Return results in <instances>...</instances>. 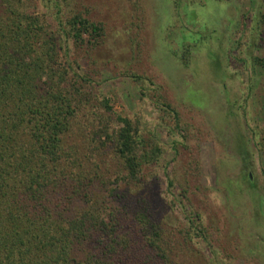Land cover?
<instances>
[{
  "label": "rangeland",
  "instance_id": "1",
  "mask_svg": "<svg viewBox=\"0 0 264 264\" xmlns=\"http://www.w3.org/2000/svg\"><path fill=\"white\" fill-rule=\"evenodd\" d=\"M21 6L53 31L62 87L85 93L92 85L89 107L102 112L101 99L108 98L112 115L134 122L145 150L161 149L136 185L119 180L125 173L107 155L101 163L87 160L105 176L93 180L100 197L109 199L103 183L118 180L127 195L119 206L128 214L142 200L151 205L179 264H264V0H22ZM75 14L102 26L95 47L68 37L65 22ZM72 135V143L81 139Z\"/></svg>",
  "mask_w": 264,
  "mask_h": 264
},
{
  "label": "trees",
  "instance_id": "2",
  "mask_svg": "<svg viewBox=\"0 0 264 264\" xmlns=\"http://www.w3.org/2000/svg\"><path fill=\"white\" fill-rule=\"evenodd\" d=\"M21 1L0 0V264H179L151 205L142 200L128 214L118 180L103 183L109 199L100 197L93 180L105 176L87 165L107 155L125 173L119 180L136 185L161 149L145 150L134 122L112 115L108 98L102 112L89 107L92 85L90 93L62 87L53 31ZM65 25L78 45L95 47L102 37V26L80 14Z\"/></svg>",
  "mask_w": 264,
  "mask_h": 264
}]
</instances>
